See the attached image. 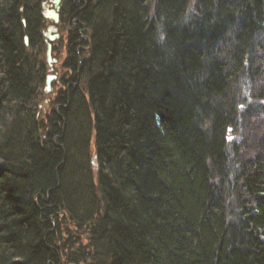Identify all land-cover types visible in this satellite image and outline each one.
<instances>
[{"label": "trees", "instance_id": "16d2710c", "mask_svg": "<svg viewBox=\"0 0 264 264\" xmlns=\"http://www.w3.org/2000/svg\"><path fill=\"white\" fill-rule=\"evenodd\" d=\"M47 1L0 0V264H264V0H62L41 119Z\"/></svg>", "mask_w": 264, "mask_h": 264}, {"label": "rangeland", "instance_id": "374dc122", "mask_svg": "<svg viewBox=\"0 0 264 264\" xmlns=\"http://www.w3.org/2000/svg\"><path fill=\"white\" fill-rule=\"evenodd\" d=\"M62 3V2H61ZM44 11L46 9H50V0L47 1L43 5ZM73 22L68 23H61L55 26L57 29V33L59 34L60 38L53 43V50H52V57L55 59V63L52 65L53 72H50V68L47 69V74H55L56 80L52 84V91L49 94H46L45 92L40 97V106H39V117L41 119L44 118V116L51 111H55L56 108L54 105H52L53 100L58 95V92L64 91L67 92V90L70 88L72 84H65L64 81H66L70 75L71 72L65 70L63 68V63L68 56L66 53V45L68 43V32H74L75 26L73 28H70L71 25H74ZM70 25V26H69ZM51 26V23L48 21V27ZM45 33V32H44ZM81 34V33H79ZM46 44V43H45ZM46 62V60H45ZM43 117V118H42ZM94 166V165H93ZM73 228H71L72 230ZM69 264V263H67Z\"/></svg>", "mask_w": 264, "mask_h": 264}, {"label": "water", "instance_id": "95a60500", "mask_svg": "<svg viewBox=\"0 0 264 264\" xmlns=\"http://www.w3.org/2000/svg\"><path fill=\"white\" fill-rule=\"evenodd\" d=\"M61 7V0H50V9L44 11L45 18L51 23V26L46 29L45 32V59L50 72H52V65L55 63V59L52 58V43L59 39V34L55 26L59 24L60 17L59 11ZM24 44L28 45V38L24 37ZM56 80L55 74H48L45 77V92L50 93L52 90V83Z\"/></svg>", "mask_w": 264, "mask_h": 264}, {"label": "bare ground", "instance_id": "6f19581e", "mask_svg": "<svg viewBox=\"0 0 264 264\" xmlns=\"http://www.w3.org/2000/svg\"><path fill=\"white\" fill-rule=\"evenodd\" d=\"M44 17H45V15H44ZM47 20V19H46ZM82 31H84V30H82ZM59 38H60V36H59ZM58 40V39H57ZM56 41V40H55ZM54 43V42H53ZM53 43H52V46H53ZM45 49H46V44H45ZM46 77V76H45ZM53 84V83H52ZM92 165H94L96 168H97V161H96V158L95 157H92Z\"/></svg>", "mask_w": 264, "mask_h": 264}]
</instances>
